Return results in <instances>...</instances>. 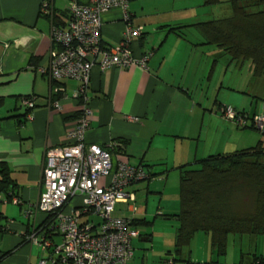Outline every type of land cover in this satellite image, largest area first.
<instances>
[{"label":"crops","instance_id":"1","mask_svg":"<svg viewBox=\"0 0 264 264\" xmlns=\"http://www.w3.org/2000/svg\"><path fill=\"white\" fill-rule=\"evenodd\" d=\"M70 1L0 0V165L8 170L12 182L8 193H13L8 197L0 193V198L6 201L0 202V228L3 229L0 264H39L40 260L57 258L52 248L43 251L31 244L27 236L39 227L44 228L47 219L37 212L38 199L43 192L41 178L46 151L65 144V133L75 123L79 112V103L72 98L77 83L72 80L50 82L40 70L49 64L53 48L51 26L67 22ZM75 1L86 5L90 0ZM44 2L49 3L53 15L41 12ZM212 7L204 5L203 0H130L128 10L132 25L142 28V36L134 40L132 50L135 57L150 55L146 69L132 66L100 71L94 67L91 71L88 95L93 114L85 144L103 149L113 142L120 144L121 148L110 151L113 163L141 166L151 175L146 184L141 181L128 188L135 198L137 192L145 190L146 204L147 194L161 195L160 185L176 173L179 199L183 167L211 155L253 147L250 145L255 141V134L243 131L251 128L238 129L239 126L221 115L220 109L225 106L224 97H229L226 101H234L231 102L236 106L234 110L249 111V116L263 115L264 96L251 95L242 102L235 97L237 102L232 95L252 93L247 89L243 91L239 85L227 89V95L221 94L225 89L224 80L222 75L218 77L217 68L223 65L224 52L206 45L200 30L194 26L223 19L210 9ZM101 22L102 46L117 47L125 30L120 10L102 14ZM249 63L252 79L263 78L253 74V65ZM259 82L262 84L254 93H264V80L259 79ZM54 87L62 91L51 95ZM27 97L34 98L35 105L30 110L21 102ZM255 98L263 104L256 103ZM56 101L59 109L53 107ZM240 103L246 104L239 106ZM258 143L264 147L262 138H258ZM153 176L158 183L151 188L156 182L152 181ZM255 195L256 192L251 212L236 211L237 199L230 203L231 212L241 217L253 214ZM13 197L20 202L18 205L14 204ZM125 212L124 205L119 204L114 215L124 216ZM148 216L146 207L144 213L132 216V228L137 232L134 239L142 243L152 240L151 235L141 234L137 228L150 225ZM174 237L167 239V246L173 248ZM46 238L52 245L61 243L56 233ZM232 238L242 246L241 242L252 236ZM138 254L142 264L144 255L141 251ZM208 254L209 259L215 258L211 249ZM183 255L194 262L202 261L197 252L188 254L185 248ZM240 255L241 252L237 258ZM135 257L133 249L130 261Z\"/></svg>","mask_w":264,"mask_h":264},{"label":"built area","instance_id":"2","mask_svg":"<svg viewBox=\"0 0 264 264\" xmlns=\"http://www.w3.org/2000/svg\"><path fill=\"white\" fill-rule=\"evenodd\" d=\"M130 0H90L80 5L75 0L67 7V22L53 23L50 41L49 64L41 72L50 82L72 80L77 87L72 98L79 103L75 123L65 133V144L46 151L42 170L41 193L37 212L47 216V225L27 236V240L41 250L52 248L57 257L40 260L39 264H128L133 256L132 239L137 232L132 228L137 212L134 193L129 192L135 183L151 179L143 167L124 162L113 163L111 150L121 148L115 142L103 149L86 145L85 135L90 128L93 110L88 95L91 71L94 67L125 69L132 66L146 69L150 55L135 57L132 43L142 36V28L132 25L128 10ZM118 9L122 14L124 34L114 48L102 46L100 39L102 14ZM41 12L53 15L49 3L41 5ZM59 87L51 95L59 94ZM67 96H64L66 98ZM22 105L34 107V98H22ZM59 109V103L53 104ZM221 115L239 127L250 123L264 135V115L249 119L231 107L220 109ZM15 205L20 202L12 198ZM0 198V202H3ZM6 202V201H4ZM122 204L130 216H115L116 206ZM95 219L97 221H95ZM0 228V234L2 232ZM56 233L61 243L52 245L48 235Z\"/></svg>","mask_w":264,"mask_h":264},{"label":"trees","instance_id":"3","mask_svg":"<svg viewBox=\"0 0 264 264\" xmlns=\"http://www.w3.org/2000/svg\"><path fill=\"white\" fill-rule=\"evenodd\" d=\"M221 2L223 0H203L206 6ZM226 2L232 10L229 18L194 26L200 30L206 45L223 50L231 62H251L253 74L264 78V0ZM237 112L246 114L249 119L254 117L246 112ZM247 127L255 130L250 123L239 128ZM182 170L179 214L166 217L178 222L173 248L166 252V256L171 257L168 259L170 264H226L218 259L226 256L229 235L264 236V147L261 143L232 153L208 156ZM0 176V193L6 197L13 196V193H8L12 182L3 164L0 165ZM241 184H251L256 192L254 212L246 217L230 210L233 199L241 197ZM205 196L211 200L208 213L203 209L207 205ZM47 223L46 219L44 226ZM197 233L210 237L211 252L215 258L194 262L184 257L183 248ZM233 264H264V257L252 255L251 260L245 262L240 255L238 262Z\"/></svg>","mask_w":264,"mask_h":264},{"label":"rangeland","instance_id":"4","mask_svg":"<svg viewBox=\"0 0 264 264\" xmlns=\"http://www.w3.org/2000/svg\"><path fill=\"white\" fill-rule=\"evenodd\" d=\"M214 9L212 11H215L219 18H229L232 15V10L230 8V4L226 2V0H223V2L214 5ZM230 58L229 56L224 52V59L222 62V66L220 64L218 65L217 72L218 77L219 75H222V78L224 80V92L221 93L222 95H227L225 92L230 87H235L239 85V87H242L243 91L247 89V91L252 93H237L235 96L232 95L231 97H239L242 101H247L248 96L256 95V96H264V93H254L257 90V87H259L262 82H259V79L264 80L263 78H256L255 80L252 79V74L250 72V63L249 61L234 63L229 62ZM220 62V61H219ZM221 63V62H220ZM239 89V88H237ZM260 90V89H259ZM258 90V91H259ZM257 91V92H258ZM237 91L233 92L236 93ZM259 94V95H257ZM229 97H224V105L227 107L235 108L236 106H233L234 102L231 99L229 102L226 100ZM236 100V98L234 99ZM237 101V100H236ZM238 102V101H237ZM255 102L259 104H263V102L260 99L255 98ZM238 104V103H236ZM244 105L246 103H240L239 106ZM238 108V107H237ZM238 110V109H237ZM247 112V111H246ZM247 113H250L249 111ZM264 115V113H263ZM226 121V120H225ZM231 123V122H230ZM241 129V128H238ZM243 131L252 132L255 134V141H251L252 145L250 146H256L258 144V138H262L264 140V135L260 134L256 130L251 129H245ZM242 132V131H240ZM257 136V137H256ZM241 150V149H239ZM147 170V169H146ZM173 173V172H171ZM156 180L155 176H153L152 181ZM168 180V181H167ZM166 182L164 185L166 186L164 188V185H160L162 189V194H154V193H148L147 194V204H146V191L140 190L136 193V202L135 205L137 207L136 215H139L140 213H144V207L147 208L148 217L147 220L150 222V225L148 227L138 226V230L141 234L146 233L148 235L152 236V240L150 242H139L137 239H132V247L135 250L136 257L133 261H129L128 264H140L141 257L139 256V252L141 251L144 255V258L142 260V264H168L166 260L170 259V257L166 256L167 251L171 250L172 246H167L169 238L174 237V233L176 231V228L178 227V222L175 219L172 218H166L165 216L170 215H177L180 211L179 206V199H178V174L170 175L169 178L167 177ZM141 183L146 184V181H142ZM155 184L151 185V188H154L155 185H157L158 181H154ZM159 185V184H158ZM241 189H239V193L241 194V197L238 200V202L234 203L236 211L238 210L239 213H247L252 211V201H253V194L255 193L254 187L251 184H241ZM131 191V190H130ZM246 197V198H245ZM243 198L245 200L243 201ZM211 200L205 196V202L206 206L203 208L205 212H209V206L211 205L209 203ZM211 209V208H210ZM158 214H165V216L158 215ZM157 215V216H156ZM124 216L128 217L130 214L124 213ZM95 221H97L95 219ZM233 236L239 237L238 235H229V241L227 245L228 253L225 257L219 259L220 262H230L229 264H233L234 262H238L239 258H237L239 252H241L242 257L244 258V261H250L252 255L264 257V236H252V238L243 240L241 242L242 246H240L239 242L236 240H233ZM210 237L208 239V236L204 233H197L193 236V238L190 240V243L187 247H185V251L189 254V251L194 255L195 252L199 254L198 258L202 261H209V254L210 251ZM202 251V252H201ZM205 253V255L203 254ZM203 254V257H200ZM138 255V257H137ZM233 255V258L231 259V256ZM235 260L234 262H232ZM201 261V262H202ZM232 262V263H231Z\"/></svg>","mask_w":264,"mask_h":264}]
</instances>
